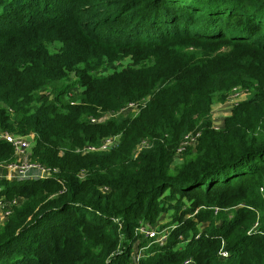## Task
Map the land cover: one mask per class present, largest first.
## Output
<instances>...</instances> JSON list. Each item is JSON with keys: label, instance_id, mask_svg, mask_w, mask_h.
Returning a JSON list of instances; mask_svg holds the SVG:
<instances>
[{"label": "trees", "instance_id": "1", "mask_svg": "<svg viewBox=\"0 0 264 264\" xmlns=\"http://www.w3.org/2000/svg\"><path fill=\"white\" fill-rule=\"evenodd\" d=\"M235 87L246 99L214 128L211 105ZM0 131L35 133L32 161L55 169L0 179L20 199L0 264H128L135 242L139 264H264V0H0ZM114 134L108 151L76 152ZM14 157L0 140V163Z\"/></svg>", "mask_w": 264, "mask_h": 264}, {"label": "built area", "instance_id": "2", "mask_svg": "<svg viewBox=\"0 0 264 264\" xmlns=\"http://www.w3.org/2000/svg\"><path fill=\"white\" fill-rule=\"evenodd\" d=\"M240 90L244 91L246 94L247 92L239 87H235L233 90ZM241 94V92H239ZM237 97V96H236ZM228 98V97H227ZM148 97L137 100V101H130L124 104L118 111H108L104 116L92 118L91 122H102L103 119L115 115H135L139 112L141 108L145 106ZM227 101L224 103L225 105H229L228 107L231 108L237 103L235 97H230L226 99ZM211 113V112H210ZM212 118V114H211ZM213 127L218 129V126L214 123L213 118ZM198 133H187L183 136L182 141L180 142L176 153L175 159L177 157L180 158V155L184 152L187 146L194 147L196 144V138ZM35 133L29 132L25 135L14 134L9 132H0V140H5L6 142L10 143L14 148V160L8 163H0V179L6 178L10 180H18V179H44L51 175L53 171L41 165L38 162L32 161L31 154L32 148L35 144ZM120 136L119 134L108 135L100 139L97 144H89L85 143L80 148L77 147L76 152L80 154H87L91 152H104L114 148L119 143ZM147 141L141 140L137 146V150L146 147ZM261 190H263L261 188ZM19 198H6L4 196H0V225L7 220L8 216L11 213L12 207L19 203ZM168 228H161L150 226L149 224H142L138 226L135 230L137 234H140L145 237L153 238L154 242L162 243L165 241ZM138 242H135L132 246L131 252V260L128 264H139V258L144 255L145 247L139 248ZM219 255L221 258H226L228 253L227 251H223L222 249L219 251Z\"/></svg>", "mask_w": 264, "mask_h": 264}, {"label": "rangeland", "instance_id": "3", "mask_svg": "<svg viewBox=\"0 0 264 264\" xmlns=\"http://www.w3.org/2000/svg\"><path fill=\"white\" fill-rule=\"evenodd\" d=\"M123 62H127V60L123 61ZM122 62L120 61L119 64L118 62H115L114 65L115 66H121ZM112 69L109 68L108 69V72H110ZM74 81V76L71 75V77L69 78V80L67 81H63V82H54L53 84H51L49 86V90H52L53 88L57 87V86H60L61 84H72ZM239 92H241V94H239ZM79 93H80V90L74 85V86H70V88L68 89L67 91V95L65 96V100H70V102H76L77 99H75L76 97L79 96ZM237 96V97H236ZM230 97H235V100L236 102H239L241 100H244L246 99L247 97V94L244 92V91H240V90H232L230 92V94L228 95V98L226 99H229ZM72 98V99H70ZM225 99L224 102H215L211 105V109H210V114H212V118H213V121L216 125H219L222 123V118L223 116L229 112L230 108L225 105L224 103L227 101ZM78 101V100H77ZM108 111H105V112H102L99 117H102L104 116ZM226 112V113H225ZM125 116V115H123ZM109 117L103 119L102 121H105L107 120ZM0 132H7V131H0ZM10 133V132H9ZM81 147V146H80ZM79 147V148H80ZM181 159L179 157H177L175 159V162H179ZM168 219L167 215H162L161 216V219H160V222L164 223L166 220Z\"/></svg>", "mask_w": 264, "mask_h": 264}, {"label": "crops", "instance_id": "4", "mask_svg": "<svg viewBox=\"0 0 264 264\" xmlns=\"http://www.w3.org/2000/svg\"><path fill=\"white\" fill-rule=\"evenodd\" d=\"M226 113V112H225ZM230 113V110H229V112L228 113H226L224 116H223V118H222V123L221 124H219V125H217L218 126V128H221L222 127V124H223V119H224V117L226 116V115H228Z\"/></svg>", "mask_w": 264, "mask_h": 264}]
</instances>
